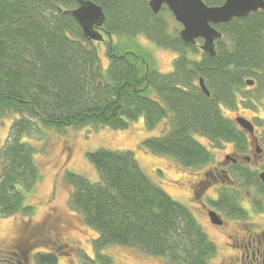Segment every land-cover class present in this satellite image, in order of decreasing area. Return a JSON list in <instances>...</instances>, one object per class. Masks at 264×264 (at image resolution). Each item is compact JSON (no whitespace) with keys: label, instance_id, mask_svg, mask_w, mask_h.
I'll list each match as a JSON object with an SVG mask.
<instances>
[{"label":"trees","instance_id":"16d2710c","mask_svg":"<svg viewBox=\"0 0 264 264\" xmlns=\"http://www.w3.org/2000/svg\"><path fill=\"white\" fill-rule=\"evenodd\" d=\"M93 1L106 15V73L95 41L84 36L70 12L77 0H0V119H13L0 154V216L33 214L25 195L42 178L37 149L24 141L33 128L125 130L143 118L147 129L160 130L142 145L188 169L213 158L198 138L213 149L246 140L224 108L238 102L254 107L264 95V10L215 25L222 33L215 42L216 54L203 53L197 60L187 56L197 47L185 43L177 29L171 32L149 0ZM137 35L178 52L174 70L161 73L147 53L120 51L119 42L113 41V36ZM249 79L255 80L253 87L247 85ZM88 155L100 181L73 172L65 175L71 208L98 233L93 241L97 253L84 255L83 264H113L102 252L111 244L168 264H209L216 244L192 211L144 172L133 152L101 148ZM47 247L36 254L37 264H57L62 255L77 251L65 241Z\"/></svg>","mask_w":264,"mask_h":264},{"label":"rangeland","instance_id":"374dc122","mask_svg":"<svg viewBox=\"0 0 264 264\" xmlns=\"http://www.w3.org/2000/svg\"><path fill=\"white\" fill-rule=\"evenodd\" d=\"M160 14L171 32L181 29V25L169 10H162ZM107 41L108 37L105 35L103 41L94 42L104 73L109 65ZM113 41L119 42L120 51L147 53L150 64L161 73L174 70L178 52L159 47L143 35L130 39L113 36ZM195 52H187L189 59L199 60L204 53L200 49ZM258 98L260 102L256 107L238 102L237 106L231 109L224 108V115L230 120L241 115L254 119L257 123L263 122L264 96L259 95ZM12 123V118L4 121L0 119V154L8 140ZM159 130V128L147 129L143 118L133 121L125 130L111 127L96 129L90 126L64 129L42 126L40 130L33 128L29 136L24 137V141L37 149L35 160L42 172V178L35 188L25 195V203L33 207L31 216H0V264H10L9 260H13L12 264H37L35 256L38 252H46L49 249L48 245L52 246L62 241L73 245L77 251L70 256L62 255L57 264H83L84 255L95 256L97 251L93 241L98 233L71 208L70 187L65 182V175L67 172H73L83 175L91 182L100 181V173L88 154L101 148L133 152L144 172L174 200L183 203L193 212L217 246V251L211 257L209 264H223L225 258L235 254L224 245L226 241L224 233L214 229L198 214L189 194L188 188L191 187L194 176L196 173H202L208 165L199 169L195 167L185 169L172 157L146 149L142 141L146 137L157 135ZM198 139L210 149L205 138ZM214 154L213 164L221 158L219 150L215 149ZM1 172L0 156V174ZM226 193L232 194V191L228 190ZM102 252L111 256L113 264H168L163 258L118 244L108 245ZM13 253L16 255L12 256Z\"/></svg>","mask_w":264,"mask_h":264},{"label":"flooded vegetation","instance_id":"af4514ba","mask_svg":"<svg viewBox=\"0 0 264 264\" xmlns=\"http://www.w3.org/2000/svg\"><path fill=\"white\" fill-rule=\"evenodd\" d=\"M99 31L104 37L107 35L104 28ZM203 42L199 38L192 45L207 53L201 49ZM259 102L260 98L254 107ZM239 116L252 122L253 132L239 125L236 121ZM239 116L232 120L243 131L246 140L227 142L216 148L221 152V158L215 164L212 158L195 166L199 169L208 165L202 173H196L188 189L198 214L214 229L224 233V245L235 253L225 258L223 264H264V181L261 178L264 172V121L257 123ZM210 150L214 154L215 149L210 147ZM228 190L232 194L226 193ZM210 212L218 215L221 224L212 220ZM25 260H28L27 256Z\"/></svg>","mask_w":264,"mask_h":264},{"label":"water","instance_id":"95a60500","mask_svg":"<svg viewBox=\"0 0 264 264\" xmlns=\"http://www.w3.org/2000/svg\"><path fill=\"white\" fill-rule=\"evenodd\" d=\"M78 6L71 9V14L82 28L86 38L92 41L104 39L99 28H103L106 15L103 7L93 0H77ZM153 13L158 14L165 5L172 12L175 19L182 25L181 39L187 44H195L199 38L203 39L201 49L210 55H215V42L222 37V33L215 27L228 23L235 18L247 17L250 13L264 10V0H224L219 5H208L204 0H149ZM254 84L253 79L246 82ZM199 85L207 95L210 92L200 78ZM236 121L244 129L253 132V124L244 117H237ZM264 181V172L261 173ZM212 220L221 224V219L215 212H210Z\"/></svg>","mask_w":264,"mask_h":264}]
</instances>
